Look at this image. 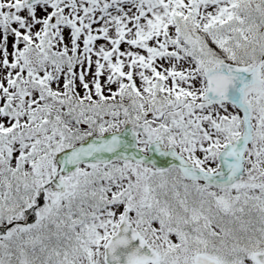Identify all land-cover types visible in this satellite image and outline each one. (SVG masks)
Here are the masks:
<instances>
[{"label":"snow or ice","instance_id":"obj_1","mask_svg":"<svg viewBox=\"0 0 264 264\" xmlns=\"http://www.w3.org/2000/svg\"><path fill=\"white\" fill-rule=\"evenodd\" d=\"M0 264H264V0H0Z\"/></svg>","mask_w":264,"mask_h":264}]
</instances>
